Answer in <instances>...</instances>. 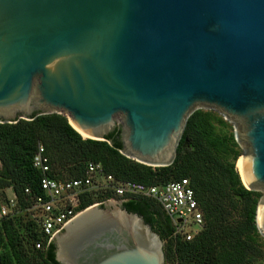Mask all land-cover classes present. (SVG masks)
Segmentation results:
<instances>
[{"label": "water", "instance_id": "obj_1", "mask_svg": "<svg viewBox=\"0 0 264 264\" xmlns=\"http://www.w3.org/2000/svg\"><path fill=\"white\" fill-rule=\"evenodd\" d=\"M200 109L234 125L241 180L264 193V0H0V123L59 114L105 141L120 119L122 153L168 167ZM257 217L264 236V198ZM53 242L60 264L166 262L122 202L83 210Z\"/></svg>", "mask_w": 264, "mask_h": 264}, {"label": "trees", "instance_id": "obj_2", "mask_svg": "<svg viewBox=\"0 0 264 264\" xmlns=\"http://www.w3.org/2000/svg\"><path fill=\"white\" fill-rule=\"evenodd\" d=\"M228 122L212 110L194 112L187 121L176 159L168 167H150L126 157L119 127L105 141H96L84 139L59 114L0 123V191L12 187L19 210L31 206L43 194L44 174L33 166L39 144L44 145L50 161L47 176L55 180L85 177L90 162L101 164L106 174L121 181L151 186L188 179L204 214V228L191 241L176 239L175 249L173 243L165 246L166 263L177 260L181 264H252L258 249L256 217L261 194L242 183L236 169L242 153ZM26 189L30 194H26ZM108 199L121 201L123 208L142 216L162 240L173 235L169 217L149 198H117L111 193L95 197L86 192L79 195L76 211ZM227 200L245 203V223L239 229L225 224ZM4 201L0 199V204ZM21 213L24 212L0 221V264H60L55 243L46 245L37 224ZM25 216L28 221L22 225ZM38 241H43V249L36 248Z\"/></svg>", "mask_w": 264, "mask_h": 264}, {"label": "built area", "instance_id": "obj_3", "mask_svg": "<svg viewBox=\"0 0 264 264\" xmlns=\"http://www.w3.org/2000/svg\"><path fill=\"white\" fill-rule=\"evenodd\" d=\"M33 166L44 174L41 180L43 194L34 199L28 210L35 213L38 231L46 239V245L53 243L55 237L80 213L76 211L78 198L80 194L86 192L97 196L99 193H111L117 198H149L164 210L171 223L182 229L191 226L196 230L195 234L186 233L187 241L194 239L199 229L203 227V215L188 179L151 186L135 181H121L106 174L101 164L90 162L85 177L55 180L47 176L50 161L42 144L38 145L33 157ZM26 194H30L29 189H26ZM113 201L116 199H108L97 204ZM17 212H19L17 203L10 197L0 204V221ZM43 247V241L36 243L38 250Z\"/></svg>", "mask_w": 264, "mask_h": 264}, {"label": "rangeland", "instance_id": "obj_4", "mask_svg": "<svg viewBox=\"0 0 264 264\" xmlns=\"http://www.w3.org/2000/svg\"><path fill=\"white\" fill-rule=\"evenodd\" d=\"M200 110L208 111V110H205V109H200ZM228 123L230 124V126H232L233 131L235 133L234 125L232 123H230V122H228ZM116 124H117V127L121 126L120 119H118L116 121ZM239 149H240L242 154L239 157V159L236 161V169H237L238 172H239L238 163L240 162L241 158L244 155L243 149L241 148L240 145H239ZM1 169H2V162L0 161V170ZM255 192H258L259 194H261L260 201L258 203V207H259L261 201L264 198V193H263V191H255ZM94 196L96 197L97 195L94 194ZM4 197H6V198L7 197H11L12 198L13 197V188L12 187H8V188L3 189V191H0V199H2V201L6 200V198H4ZM113 202L115 204H118L121 201L116 200V201H113ZM226 204H227V213H226V216H225V219H226L225 220V224H226V226L228 228H232V229L233 228H236V229L241 228L243 226V224L245 223V203L241 202V201H238V200H233V201L227 200ZM258 207H257V210H258ZM28 208L29 207L20 208L19 212H24V213H21V214H25V215L29 216L30 219L33 220L35 224H37L36 221H35V217H34L35 213L33 211H29ZM200 211H201V213H202V215L204 217L203 211L202 210H200ZM27 216L23 217L22 225L26 224V222L28 221V219H27L28 217ZM164 216H166V214H164ZM203 220H204V218H203ZM171 224H172V228H173L174 232H173V235L171 237H166V239L163 240L164 248H165V246L173 243L172 246L175 249V247H176V239H178V238H181L182 240L185 239L186 233L195 234L196 230L193 227H191V226H188L187 228L182 229V228L174 225L173 223H171ZM204 224H205V221L203 223L202 229L201 228L199 229L198 234H196V236H198L201 233V231L204 228ZM256 225H257V222H256ZM257 228H258V226H257ZM258 233H259L258 244H257L258 249H257V251L254 254L253 260L251 261L252 264H264V236L260 233L259 229H258ZM165 264H181V263L179 261H177V260H173L170 263H166L165 262Z\"/></svg>", "mask_w": 264, "mask_h": 264}, {"label": "bare ground", "instance_id": "obj_5", "mask_svg": "<svg viewBox=\"0 0 264 264\" xmlns=\"http://www.w3.org/2000/svg\"><path fill=\"white\" fill-rule=\"evenodd\" d=\"M82 135H83V134H82ZM83 137L86 138V136H84V135H83ZM239 164H240V162L238 163V170H239V174H240V167H239ZM240 175H241V174H240ZM241 178H242V177H241ZM258 213H259V211H258ZM257 218H258V217H257Z\"/></svg>", "mask_w": 264, "mask_h": 264}]
</instances>
